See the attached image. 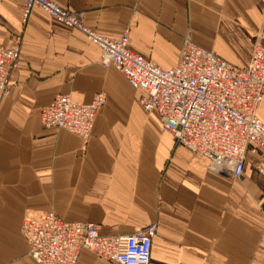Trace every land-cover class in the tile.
<instances>
[{"label": "crops", "instance_id": "0c3cea01", "mask_svg": "<svg viewBox=\"0 0 264 264\" xmlns=\"http://www.w3.org/2000/svg\"><path fill=\"white\" fill-rule=\"evenodd\" d=\"M55 1L84 11V24L98 34L128 30L130 48L163 68L177 64L187 35L238 67L249 65L258 41L264 45V0ZM25 3L0 0V42L22 35L0 103V264H39L22 225L51 210L95 222L103 234L154 223L152 264H227V228L235 264H264L260 152L248 150L238 179L209 168L144 109L140 88L99 62L98 44L41 7L23 22ZM97 92L107 99L89 140L42 125L40 111L56 94L90 102ZM257 114L264 122V95ZM77 264L119 263L83 249Z\"/></svg>", "mask_w": 264, "mask_h": 264}, {"label": "built area", "instance_id": "2783aa9c", "mask_svg": "<svg viewBox=\"0 0 264 264\" xmlns=\"http://www.w3.org/2000/svg\"><path fill=\"white\" fill-rule=\"evenodd\" d=\"M34 7L43 8L98 44L99 62L113 65L140 88L144 109L156 111L175 143L190 149L209 168L240 178L248 150L260 152L264 160V122L257 114L264 95V45L260 41L249 65L238 67L187 35L177 64L163 68L130 48L128 30L119 37L98 34L84 24V11L55 0H26L23 22ZM21 43L20 34L12 37L10 45L0 42V103L9 92ZM106 99L104 92L95 93L90 102L58 93L42 107L40 121L87 141ZM256 169L262 172L261 162ZM155 230L152 223L131 233L103 234L95 222L67 221L53 210L29 214L22 225L29 254L39 264H77L83 249L119 264H152Z\"/></svg>", "mask_w": 264, "mask_h": 264}, {"label": "rangeland", "instance_id": "374dc122", "mask_svg": "<svg viewBox=\"0 0 264 264\" xmlns=\"http://www.w3.org/2000/svg\"><path fill=\"white\" fill-rule=\"evenodd\" d=\"M238 179V178H237ZM260 208V206H259ZM261 210V208H260ZM231 214V213H229ZM227 213V227L230 225V216ZM264 225V224H263ZM231 231L227 228V252H226V263L227 264H235V256H236V244H235V236L230 234Z\"/></svg>", "mask_w": 264, "mask_h": 264}]
</instances>
